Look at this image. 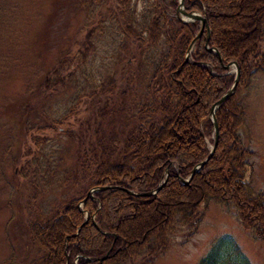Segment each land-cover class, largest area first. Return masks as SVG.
I'll use <instances>...</instances> for the list:
<instances>
[{
	"label": "trees",
	"instance_id": "16d2710c",
	"mask_svg": "<svg viewBox=\"0 0 264 264\" xmlns=\"http://www.w3.org/2000/svg\"><path fill=\"white\" fill-rule=\"evenodd\" d=\"M147 1L136 14L132 0H82L86 21L80 45L61 54L38 84L47 97L69 91V84L78 89L75 70L89 46L110 28L117 32L120 50L110 75L90 82L85 93L80 87L60 117L43 111L42 117L22 121L15 175L34 191L28 233L35 254L27 264H127L144 250L153 263L168 247L175 215L193 222L208 198L232 203L240 225L264 240V196L245 181L252 152L240 139L243 93L254 74H264V0H184L187 11L205 17L210 34L206 44L203 32L188 60L200 23L176 17L179 0ZM12 2L0 0V24L15 9ZM5 55L11 53H0L1 72L11 59L4 61ZM232 63L240 78L215 111L218 145L182 185L178 179H187L210 153V108L235 81L226 69ZM72 123L76 128L62 129ZM60 133L74 145L73 153L45 152L42 145ZM166 171L169 179L154 195L125 191L148 194ZM106 186L113 188L90 194ZM53 191L59 193L54 207L42 210L35 200ZM3 264H16L14 255ZM199 264L216 263L209 255Z\"/></svg>",
	"mask_w": 264,
	"mask_h": 264
},
{
	"label": "rangeland",
	"instance_id": "374dc122",
	"mask_svg": "<svg viewBox=\"0 0 264 264\" xmlns=\"http://www.w3.org/2000/svg\"><path fill=\"white\" fill-rule=\"evenodd\" d=\"M13 1L9 7L15 5V9L7 13L8 17L0 24V40H4L0 42V53H11L10 56L5 55L4 61L11 59L6 60L5 70L0 71V264L13 255L16 264H27L35 254L28 233L29 199L32 200L34 191L30 183L15 175L19 172L18 158L23 146L22 121L28 117H42L43 111L49 116L60 117L80 87L85 93L90 82L99 84L112 73L114 55L120 49L118 41H115L117 32L110 28L89 46L87 58L76 68L79 88L69 84V91H61L48 98L40 93L38 84L61 54L71 46L80 45L81 28L86 21L82 0ZM132 3L136 5V14L150 5L147 0H132ZM181 18L186 17L181 15ZM227 72L236 75L235 66L230 65ZM243 94L246 111L240 139L243 146L252 152L245 181L254 192L264 196V74H254ZM62 127L63 130L76 128L73 123ZM50 138L47 145H42L45 152L59 149L61 155L67 150L71 151L67 155L73 153L74 145L62 133ZM166 172L160 184L168 178L160 190L169 179ZM195 173L190 174L193 177ZM191 175L187 179L179 178V183L187 185L192 180ZM181 179L188 181L187 184L180 182ZM58 195L53 191L35 201L42 210H50ZM195 216L194 221L189 222L179 214L175 215L167 231L168 247L153 263L145 258L147 251L144 250L127 264H199L209 255L216 264H264V240L256 239L251 230L246 231L240 225L237 208L232 203L208 198Z\"/></svg>",
	"mask_w": 264,
	"mask_h": 264
},
{
	"label": "water",
	"instance_id": "95a60500",
	"mask_svg": "<svg viewBox=\"0 0 264 264\" xmlns=\"http://www.w3.org/2000/svg\"><path fill=\"white\" fill-rule=\"evenodd\" d=\"M176 17L182 22V23H195V22H199L200 23V28H199V31L196 35V38L192 41L191 43V46L189 47V50H188V53L186 54V59L188 60L189 59V54L191 52V49L193 48L194 44L196 43L197 40H199L202 35H203V32L206 31L207 32V40H206V44H207V41H208V38L210 36L209 34V26H208V23L206 22L205 20V17H203L200 13H197L196 11L195 12H189L187 11V8L185 7V3H184V0H179V6L178 8L176 9ZM181 15L184 17H188L190 18V20H186V19H183L181 18ZM209 52H215L214 49H208ZM231 65H234L235 68H236V78H235V81L234 83L232 84V87L230 88V90L224 95L222 96V98L220 99V101L216 102L210 109V115L208 117V119L211 120L212 122V125H213V130H214V137H213V145L212 147L210 148V153L209 155L201 162V164H199L198 166H196L192 171H191V174L193 175V173H195L197 171V169L201 168L204 164L207 163L208 160L211 159L212 155L214 154V150L218 144V136H219V130H218V126H217V121L215 119V111L218 109V107L220 106V104H222L224 101H226L228 98H230V96L232 95V93L235 91L236 89V85L239 81V78H240V75H239V67L237 64L235 63H232ZM230 67V65H229ZM227 67V69L229 68ZM167 173V172H166ZM167 175V174H166ZM192 175L190 177V179L192 178ZM168 178V177H167ZM167 178L160 184V187L155 190V191H152L148 194H134L132 191L130 190H125L127 193L131 194V195H136V196H139V195H142V196H146V197H149L150 195H153L155 194L157 191L160 190V188L162 187V185L165 183V181L167 180ZM180 182H182L183 184H187L188 181H184V180H180ZM107 188H113L111 186H106V187H96V189L94 190H91L90 191V194H93L95 193L96 191H99V190H107ZM103 259H106V257H104Z\"/></svg>",
	"mask_w": 264,
	"mask_h": 264
},
{
	"label": "bare ground",
	"instance_id": "6f19581e",
	"mask_svg": "<svg viewBox=\"0 0 264 264\" xmlns=\"http://www.w3.org/2000/svg\"><path fill=\"white\" fill-rule=\"evenodd\" d=\"M184 19H186V20H190V18H188V17H186V18H184ZM202 38V37H201Z\"/></svg>",
	"mask_w": 264,
	"mask_h": 264
}]
</instances>
